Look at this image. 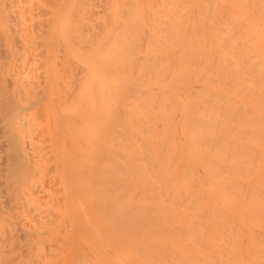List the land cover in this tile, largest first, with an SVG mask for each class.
I'll list each match as a JSON object with an SVG mask.
<instances>
[{"label":"bare ground","instance_id":"6f19581e","mask_svg":"<svg viewBox=\"0 0 264 264\" xmlns=\"http://www.w3.org/2000/svg\"><path fill=\"white\" fill-rule=\"evenodd\" d=\"M59 1L2 0L0 2L2 5L6 3L10 5L7 15L13 18V20L11 18L14 23L12 32L20 37L19 51L7 46L13 55L12 72L9 74L14 83L12 99L20 104L19 108L23 109V111L21 109L22 113L16 112L19 115L15 113L16 121L10 123L19 137L18 150L22 151L29 165L33 161L30 165V170L33 172L37 171L34 167V156L39 154L48 160L51 159L54 168L51 169L53 170L51 178L45 183L42 182V185L41 181L40 184H35L37 186L32 184L37 188L30 189L31 191L29 185H25L27 171H24L21 187L19 186L21 189L25 185L22 190L28 188L27 190L32 192L30 195L37 191L42 193L46 186L52 190L46 188L43 193L44 196L47 193L49 196L52 195L51 201L48 199V194L43 197L44 199L42 194L38 195V200L41 196L45 202L43 203L47 205L37 202L40 208H36L35 211L39 209L36 211L39 213L34 214L39 217L44 216L46 215L44 212L48 209L47 217L50 216L51 221L53 220V223L51 222L53 226L50 225V219L47 222V217L40 219L33 214L32 221L28 222L33 226L27 224L25 229L28 230L22 231L26 244L22 240V233H20L22 238L19 236L21 239L19 241L28 245L26 247L29 252L33 253L36 249L33 257L35 261L41 260L36 264L39 262H41L39 264H53V259L56 264H69L65 261L70 260L71 254L73 255L75 251L76 257L83 247L84 250L94 252L96 256L88 254L94 257V259L91 257V264H264V0H133V2L118 0L123 3L120 8L115 3L117 0H112V2L107 1V4L111 3L110 5L103 6L108 11L101 9L102 3L106 4V0H100V3L94 0L97 1L94 3V6L97 4L95 9L98 10V4H101L99 9L103 10L102 13L98 10L101 15L97 10L93 11L94 8L90 9V6L93 7L91 4L88 8L78 3L80 6L75 5L71 11L69 7H72L73 1L69 0L70 5L65 9L72 12L68 13L69 17L72 15V18H69L70 25H67V19L60 20L62 24L66 23L70 26L68 32L64 29L66 25L58 27L59 16L58 12L55 13L60 6H64L61 5L63 2L65 6L68 5V0L67 2L63 0L62 3ZM145 3L148 6H145ZM111 5L116 7L115 11L110 8ZM132 6H135L134 9ZM129 7L132 9L130 10ZM77 8L81 10L78 9L77 12ZM87 10L90 12V20L91 16L95 18L91 21L88 18L89 22L94 21L98 25L96 32L95 25H89L86 17L83 18V15H86L83 12ZM2 11L5 10L0 7V13ZM79 11L82 12L80 16L84 21L78 20ZM73 12L76 13V17ZM73 18H77V21H72ZM53 19L58 25L52 23ZM72 22L78 23V26L76 25L78 29L75 34L71 33L74 34L72 36L74 40H70L72 43L65 40L66 43L69 42V46L66 47L63 45V39L68 37L71 39V25H74ZM84 24L86 28L90 27V32H88L89 27L86 29L89 35L84 34ZM79 25L83 28L80 31ZM92 27H95L94 30ZM61 28L67 33L59 31ZM100 29L104 30V32L100 31L101 34H99ZM64 33L66 37H62L64 35L61 34ZM90 33L92 37L97 34L101 36L93 40L94 37L92 38ZM143 35H147L146 38ZM137 37L142 38L137 39ZM88 38L92 46L90 41L87 42ZM129 38L131 45L128 46L129 42L126 43V39ZM133 38L134 43L138 40L137 48L140 46L143 51L139 48L134 50L136 46L132 44ZM54 40L56 43L51 45ZM80 42L81 45H78ZM73 44L83 49L76 50ZM70 45V49H74L73 52L76 50L72 54L74 57L77 56V60L79 58L78 62H81L78 55L83 53V50L84 55L90 54L89 59L87 56H82L85 59L82 58L83 66L79 63L78 73V62L75 64L76 60H73L72 54L68 55ZM109 46L110 59L116 58L111 59L109 63L108 60L99 61L100 54L107 53L106 47ZM57 48L58 51L55 52ZM118 54L119 56H116ZM120 56L123 57L121 58L123 62L118 60ZM69 57L72 58L73 63ZM105 57L109 56L105 55ZM86 58L89 62L92 60L88 65L93 66L99 62L94 70L95 75L92 71L93 67L86 64ZM124 60L127 61L126 64ZM113 62H116L115 66ZM117 62L121 67L117 66L119 65ZM66 63H70L71 67ZM86 66L90 67L91 76H88L90 72L87 71ZM74 67L76 76L71 70L73 68L74 71ZM66 71L69 74L66 75ZM78 75L80 76L77 81L75 77L77 78ZM92 75L95 77L94 80ZM81 77H84L83 81ZM115 77L116 80L119 77V80H114L113 84L111 80ZM87 78L91 83L87 82ZM79 81L83 82V87L80 86ZM74 82L76 86L73 87L75 88L73 91L71 87ZM82 88L85 90L83 91ZM93 88L96 89H94L95 94L91 92ZM79 89V94L82 93L81 98L78 95L79 91L77 92ZM122 93L129 95L126 98L121 97ZM116 94L120 98H114ZM130 94L136 97L130 98L129 96H132ZM72 96L75 102L70 101L73 108L69 102ZM95 97H98L97 101ZM109 97L112 100H109ZM107 98L109 101L105 103ZM125 100L128 102L129 110L127 106L123 107L125 104H122L118 107L120 108L118 113L117 105ZM81 101L85 105L88 104L86 110L89 113L85 110V105L83 107L80 105L83 103ZM112 102L115 104L114 108L111 107ZM76 104H79L78 108L75 107ZM108 105V112L103 111L107 110L105 107ZM26 109L29 110L24 113ZM71 109L76 111L72 114H76L77 118L69 114ZM111 109L113 110L110 111ZM123 111L121 115L120 112ZM112 112L117 113L115 119L102 117L104 120L102 124L100 117L104 115L106 118L108 115H113ZM118 116L123 117L120 119ZM106 120H116L117 123ZM107 122L109 126L111 124L114 132H111L112 129L106 124ZM126 123L128 128L134 126L132 130L123 129ZM30 127L33 133L29 132ZM106 134L108 137L114 136L108 139ZM123 134L129 138L127 139ZM101 135L106 136L107 140L100 138ZM101 144L103 147L99 146ZM95 145L101 150L107 147L102 151L105 159L99 156L101 150L94 148ZM44 150L46 151L43 152ZM106 156L108 159L113 156V159L108 160ZM96 157L100 160V166L93 164V159L96 160ZM77 158L82 161H78ZM91 161L94 167L96 166L95 169L101 168L96 170H102L104 174L100 173L101 171L96 174V170L93 173V170L87 169L90 166L87 162L91 164ZM76 162H79L78 167ZM113 167L115 174L110 170ZM117 171L119 172L116 173ZM121 171L122 178L119 176ZM107 172H110L111 176H106ZM35 173L32 175H37ZM76 173L77 176H74ZM93 174L98 176L96 181L89 179V175ZM205 177L208 179H204ZM82 179L85 182L80 183ZM84 186L90 190L86 191ZM26 193L29 194L28 191ZM53 194L57 195L55 196L57 199L52 198ZM71 195L76 196L81 202L70 198ZM59 198L60 204L57 202ZM63 198H66L65 205ZM69 198L74 204L69 202ZM47 201L50 203L48 204ZM55 201L57 204H54ZM48 206L57 214L61 211L60 215L53 213ZM58 206L60 208L57 211ZM75 206L84 213L82 215L79 212L78 215L77 212V216L82 215V218L72 214L77 210ZM41 208L44 212L40 210ZM53 214L57 217L61 216L58 217V221ZM89 214H91L90 219L94 216L93 219L96 220L87 219L89 221L87 223L85 218ZM37 218L40 219L39 222ZM79 221L85 231L84 234L81 233L82 237L79 233L75 235L76 231L83 229H78ZM61 224H65L64 228L62 226L64 231H59L56 227L57 225L60 227ZM38 225L43 227L39 228ZM48 226L50 230L46 232ZM86 232L88 233L85 235ZM29 238L34 243L31 239L29 243ZM74 240L79 246L78 252L73 246L76 245ZM78 241L80 243L86 241L84 244L87 243L86 246L90 248H86ZM32 245L35 248L29 249ZM73 250L75 251L72 252ZM24 253L25 249L22 254ZM77 256V260L71 259L73 264H82L85 259L83 264L88 263L85 253ZM63 259L65 261L61 262Z\"/></svg>","mask_w":264,"mask_h":264},{"label":"rangeland","instance_id":"374dc122","mask_svg":"<svg viewBox=\"0 0 264 264\" xmlns=\"http://www.w3.org/2000/svg\"><path fill=\"white\" fill-rule=\"evenodd\" d=\"M2 1V0H1ZM0 1V2H1ZM62 1L63 0H60L59 2L60 3H62ZM66 2H67V0H65ZM71 1H73L72 2V7H69V0H68V5H66L65 6V3L63 4H61V5H64V6H60V9H57L58 11H55V13L56 12H58V16H59V20H58V18L56 17V19L59 21V23L61 24H59V28H60V26L61 27H64L65 25H66V23H67V25H70V19L72 18V15L69 17V15H68V13H70L71 11H72V8L74 7L75 8V5L77 6V5H79L78 3H81V5L83 4V7L84 6H89V4H91V5H93V7L92 6H90L91 8L90 9H92V8H94V9H92L93 11L94 10H97V9H95V7L97 6V4H96V6H94V3L95 2H97V1H95L94 2V0H93V4H92V0H86V1H83V0H71ZM70 1V2H71ZM74 1H75V4H74ZM103 1V0H102ZM107 1H111L112 2V0H106V4H105V2L104 3H102L103 5H101V4H98V10H99V12L101 11V9H105L104 7L105 6H107V5H110V4H107ZM121 1V0H120ZM123 1V0H122ZM132 2H133V0H131ZM131 1H129V4H131L130 2ZM124 2V1H123ZM128 2V1H127ZM97 3H100V0H98V2ZM115 3H117L118 4V7L120 8L122 5L121 4H123L122 2H118V0H117V2L115 1ZM143 3V2H142ZM148 3V2H147ZM1 4V3H0ZM67 4V3H66ZM113 4V3H112ZM128 4V5H129ZM2 5V4H1ZM0 5V7H1V9L2 10H5V11H2V13H0V87H1V89H0V264H36V262L37 261H41V260H37L36 259V261H35V258L33 257V254H34V251L36 250H34L33 251V253L30 251L29 252V250H28V248L26 247V246H28V245H25L26 244V240H25V236H24V232L26 231V230H28V228L27 229H25V226L27 225V224H29L31 221H32V219H31V217L33 216V214L34 213H36V211H38L39 209H37L36 211H35V209L36 208H38L39 207V203L41 202L42 204L41 205H43L45 202L41 199V196H39V200H38V195H43V193H44V191L46 190V188L47 189H49V187H47L46 186V188L44 187L45 186V184H44V186H42V187H44V191L42 192V193H38V191L37 192H33L34 194L33 195H30L31 193H30V189H33V188H35V186H37V185H35V184H38L40 181V183H41V185H42V182L43 183H45V182H47L48 180V178H51V175H52V173H53V170H51V169H54L53 167H52V165H53V161L51 160V159H46L44 156H42V154H39V155H37V156H34L35 154H33V156L35 157V159L33 158V156H31L32 157V159H34V161H35V166L34 167H36V169H37V171H38V173L40 174L39 176H41V177H39L38 176V173H37V171H36V173H35V170H34V172L32 171V170H30V165L31 164H33L32 162H31V164L29 165L27 162H26V160H25V157H24V155H23V153H22V151H20V150H18L19 148H18V142H19V137H18V134L13 130L14 129V127H12V125L10 124V123H13L14 121H16L15 119H16V115H19L18 113H20L21 112V109L22 108H19V106H20V104L19 103H16V102H14L13 101V99H12V94H13V86H14V83L11 81V78H10V76H9V74L12 72V64H11V61H12V58H13V55H12V53L9 51V49H7V46L9 45L11 48H13L15 51H19L20 50V37L19 36H17V35H14V33L12 32V28H13V25H14V23H13V21H11V16L10 15H7V11L9 12V7H10V5L9 4H4V5H2L1 6ZM60 5V4H59ZM100 5H101V9H99L100 8ZM115 5V4H114ZM120 5V6H119ZM127 5V6H128ZM142 5V4H141ZM141 5H139L140 7H141ZM57 7H58V3H57V5H56ZM80 6V5H79ZM78 6V7H79ZM104 6V7H103ZM113 5H111V7L110 8H112V10L114 9V11H115V6H113ZM143 6H144V4H143ZM143 6H142V8H143ZM145 6H148V4H146L145 3ZM144 6V7H145ZM54 7V6H53ZM67 7H69V9L71 10H69L68 11V9L66 10L65 8H67ZM83 7H82V11H83ZM87 7L85 8V10L87 9ZM103 7V8H102ZM133 7V6H132ZM132 7H129V9L131 10L132 9ZM135 7V6H134ZM134 7H133V9H134ZM89 8V7H88ZM97 8V7H96ZM110 8H109V10H110ZM122 8H124V7H122ZM55 9V8H54ZM78 9H80L81 10V8H77V12H78ZM89 9V10H90ZM126 9H127V7H126ZM136 9V8H135ZM98 10H97V13H99L98 12ZM102 10V11H103ZM105 10H107L108 11V9H105ZM102 11H101V13H102ZM107 11H104V12H107ZM11 12V11H10ZM75 12V11H74ZM74 12H73V15H75V17L77 16L76 15V13L74 14ZM87 12V13H86ZM103 12V13H104ZM110 12V11H109ZM131 13H132V11H130ZM72 13V12H71ZM80 13L82 14V12H80L79 11V15H78V20L79 19H81V21H84V19H82V17L80 16ZM88 14V16L90 15L89 13V11L87 10V11H84L83 12V14ZM97 13H96V15H97ZM115 13V12H114ZM114 13H113V15H112V17L114 16ZM130 13V14H131ZM3 14V15H2ZM10 14V13H9ZM93 15H94V12L92 13ZM100 14V13H99ZM108 14V13H107ZM2 15V16H1ZM7 17H6V16ZM86 15H83V18L84 17H86V19L88 20V18H89V20H90V16L88 17V16H86ZM101 15V14H100ZM8 16L10 17V18H8ZM52 16L53 17H55L53 14H52ZM98 16V15H97ZM81 17V18H80ZM2 18V19H1ZM9 20H8V19ZM70 18V19H69ZM91 20H94L95 18L94 17H92L91 16ZM64 19H67V22H66V20H65V24H62V21L64 20ZM69 19V20H68ZM12 20H13V18H12ZM60 20H62V21H60ZM86 20V22L88 23L89 22V20L87 21ZM90 20V21H91ZM53 21L54 22H52V23H56L55 21V19H53ZM72 21H74V22H76L77 21V18H73V20ZM80 21V20H79ZM69 22V23H68ZM74 22H72V23H74ZM51 23V24H52ZM64 23V22H63ZM71 23V24H72ZM86 23V24H87ZM57 25H58V22L56 23ZM53 25V24H52ZM57 25H56V29L58 28L57 27ZM63 25V26H62ZM66 25V27L64 28L65 30H67V32L70 30V26H67ZM74 25H75V27H74ZM74 25H71V29H72V31L70 32V37H71V39L69 38H67V39H63L64 41L66 40V41H70V40H74L73 38H72V36H74V32H76L77 30L76 29H78L77 28V26H78V23H74ZM77 25V26H76ZM82 25V24H81ZM81 25H79L80 27H79V31L80 30H82L83 28H82V26ZM89 25H91V26H94L95 25V27H96V29L94 30V28L95 27H92L93 28V30L96 32V30L98 29L97 27H98V25H96L95 23H94V21H92V22H89ZM53 26H55V25H53ZM52 26V27H53ZM84 26H85V24H84ZM73 27V28H72ZM89 27V26H88ZM87 27V28H88ZM68 28H69V30H68ZM86 26H85V30L83 29V31H84V34L86 33L87 34V31H86ZM6 30H8L9 32H7ZM59 30V29H58ZM57 30V31H58ZM62 30V28L59 30V31H61ZM65 30H62V31H64L65 32ZM90 30V27L88 28V32H90L89 31ZM92 30V29H91ZM83 31H81L82 32V35H83ZM86 31V32H85ZM104 32V30H99V34H101V32ZM123 32H124V30H122ZM25 32V31H24ZM67 32H65V33H67ZM81 32H80V36H81ZM95 32H94V34H95ZM65 33L64 34H61V35H64V36H62V37H66V35H65ZM71 33H74L73 35H71ZM78 33V32H77ZM98 33V32H97ZM57 34H60L59 32H57ZM55 35V34H54ZM78 35H79V33H78ZM87 35H89V33L87 34ZM90 35H91V37H92V34L90 33ZM104 35H106L105 33H104ZM136 35V34H135ZM56 36V35H55ZM60 36V35H59ZM97 36H101V35H96L95 37H97ZM134 36V35H133ZM136 36H139V34L138 35H136ZM144 36V35H143ZM142 36V37H143ZM147 36V35H146ZM146 36H144V38H146ZM62 37H60V38H62ZM94 37V36H93ZM92 37V38H93ZM95 37L93 38V40H95ZM125 38H127L128 36H124ZM131 37V36H130ZM142 37H137V39H140V38H142ZM55 38V37H54ZM53 38V39H54ZM76 38H77V36H76ZM85 38V37H84ZM83 37H82V39H84ZM86 38H87V36H86ZM124 38V39H125ZM89 39V40H88ZM87 39V42L88 41H90V38H88ZM97 39V38H96ZM100 39H101V37H100ZM135 39H136V37H135ZM86 40V39H85ZM92 40V41H93ZM122 40H123V38H122ZM121 40V41H122ZM129 40H131V38H129V39H126V43H127V41L129 42V43H127L128 44V46H129V44H130V41ZM134 38L132 39V44L134 45V46H136V48L134 49V50H136V49H141V47L140 46H138V48H137V41L135 40V43H134ZM64 41H63V45H65L66 47L67 46H69L68 44H69V42H67L66 43V41H65V44H64ZM77 39H76V43H77ZM99 41V40H98ZM142 41V40H141ZM140 41V42H141ZM71 42V41H70ZM74 42V41H73ZM83 42V41H82ZM52 43V42H51ZM56 42H55V40H54V43L53 44H51V45H54ZM72 43V42H71ZM92 43H94V42H92ZM99 43V42H98ZM125 43V42H124ZM139 43V42H138ZM83 44H84V42H83ZM96 44V43H95ZM122 44H123V42H122ZM141 44H143V41L141 42ZM72 45V44H71ZM71 45H70V47H68V49H70L71 48ZM74 45V44H73ZM78 45H81V42H80V44L78 43ZM76 46L75 47V45L73 46V47H75V49L76 50H82L83 48H77V47H79V46ZM85 46H86V44H84ZM90 45H91V41H90ZM131 45V44H130ZM140 45V44H139ZM64 46V47H65ZM89 46V44L87 45V47ZM92 46V45H91ZM125 46H126V44H125ZM134 46H133V48H134ZM143 46V45H142ZM54 47V46H53ZM83 47V46H82ZM86 47V48H87ZM144 47V46H143ZM61 48V47H60ZM94 48H96V45L94 46ZM62 49H64V48H62ZM106 49H107V53H104V55H103V53H102V51H100L101 53H102V55L100 54V52H99V54H100V57L102 58H100L99 57V61L100 60H102V62H105V60L107 61L108 60V63L110 62V60L111 59H115L116 57H111V59H110V54H109V52H110V46L109 47H106ZM106 49H104V50H106ZM110 49V50H109ZM119 49L121 50V46H119ZM53 50V49H52ZM55 50V49H54ZM74 50V49H73ZM73 50H71L70 49V51H69V53H68V55L70 54H72V53H75V51L73 52ZM92 50V48L90 49V51ZM97 50H99V49H97ZM123 50V49H122ZM142 50V49H141ZM58 51V48L56 49V51L55 52H57ZM72 51V52H71ZM87 51H88V49H87ZM87 51H86V53H87ZM89 51V53H91ZM125 51H126V49H125ZM125 51H124V53H125ZM139 51V50H138ZM143 51V50H142ZM141 51V52H142ZM66 52H68V50H66ZM79 52V51H78ZM78 52L76 53V54H78ZM82 52V51H81ZM80 52V53H81ZM97 52V51H96ZM105 52V51H104ZM79 53V54H80ZM85 53V54H86ZM124 53H123V55H124ZM131 53V52H130ZM139 53V52H138ZM137 53V54H138ZM82 54V55H81ZM80 55H78V56H80V59H81V62L79 61L78 62V60H79V58H78V60H77V56L76 57H74L73 56V54H72V56H73V60L75 61L76 60V62H75V64L78 62V64L79 63H81V65H82V62L84 61H82V58H84V57H86L87 55H84V50H83V53H81ZM94 55H95V51H94V53H93ZM92 54V55H93ZM98 54V55H99ZM120 54V53H119ZM119 54L118 55H116V56H119ZM121 54H122V51H121ZM135 55H136V51H135V53H134ZM140 54V53H139ZM138 54V55H139ZM65 55H66V53H65ZM90 55V54H89ZM88 55V56H89ZM94 55L92 56V57H94ZM105 55H107V56H109V57H105ZM112 55V54H111ZM82 56H84V57H82ZM88 56H87V58H88ZM66 57H67V55H66ZM125 57V56H124ZM127 57H128V55H127ZM136 57H137V55H136ZM68 58V57H67ZM87 58H86V64L88 65V63L90 64L91 62H92V60L89 62V60L87 61ZM90 58V57H89ZM88 58V59H89ZM107 58V59H106ZM121 58H123V57H121L120 56V59H118L119 61L121 60ZM69 59H70V57H69ZM85 59V58H84ZM116 59V61H118ZM71 60V62H72V58L70 59ZM126 60V59H125ZM124 60V61H125ZM73 61V62H74ZM72 62V63H73ZM121 62H123V60H121ZM126 62L127 61H125V64H126ZM98 64H99V62H97ZM93 64V66L92 65H88V66H90V67H93L92 68V71H93V74L94 73H96V72H94V70H95V68H96V66L98 65V64ZM101 63V62H100ZM116 63V62H115ZM114 62L112 63V64H114L113 66H115L116 64H115ZM117 63H119V62H117ZM66 64H68L69 65V67H71V65H70V63H66ZM95 65V66H94ZM105 65V64H104ZM120 65V66H119ZM119 65H117L118 67H121V64L119 63ZM72 66H73V64H72ZM83 66V65H82ZM88 66H86V68H88ZM123 66V65H122ZM89 67V68H90ZM102 67V66H101ZM125 67H126V65H125ZM77 68H79L78 70H77V73L79 72V70H80V64H79V66L77 67ZM87 69V71L88 72H90V73H88V76L91 74V71H90V69ZM68 69V67L66 66V70ZM74 69H75V67H74ZM82 69H83V67H82ZM71 70H72V72H73V74H74V72H76V69L73 71V68H71ZM69 72H70V70H69ZM69 72L67 73V71H66V75L67 74H69ZM84 72V71H83ZM83 72H82V75H83ZM86 72V71H85ZM127 72H128V69H127ZM86 75H87V73H85ZM126 74H128V73H126ZM126 74H125V76H126ZM80 75H81V73H80ZM80 75H78L77 76V78L75 77V79H77V81L79 80V76ZM95 75V74H94ZM94 75H92L93 76V79L92 80H94ZM73 76V75H72ZM74 76H76V73L74 74ZM91 76V75H90ZM82 78V81H83V78L84 77H81ZM92 78V77H91ZM122 79V78H121ZM120 79V80H121ZM85 80H86V78H85ZM114 80H116V77L113 79V80H111V82H113V84L115 83L114 82ZM117 80H119V77H117ZM116 80V81H117ZM77 81H75L76 83H77ZM73 82V81H72ZM71 82V83H72ZM74 82V83H75ZM80 82V86H82V84H83V82H81V81H79ZM87 82L88 83H91V82H89L88 81V78H87ZM73 83V85H72V89H73V87H75L76 86V83L74 84ZM110 83V82H109ZM108 83V84H109ZM117 83V82H116ZM85 84V83H84ZM70 85V84H69ZM92 85H93V83H92ZM67 86V85H66ZM78 87H79V85H77ZM69 87V86H68ZM67 87V88H68ZM83 87V86H82ZM88 87V86H87ZM89 87H90V85H89ZM88 87V88H89ZM70 88V89H71ZM91 88V90H92V87H90ZM75 89V88H74ZM74 89H73V91H74ZM94 89L95 88H93V91H91V92H94ZM82 90L84 91L85 89H83L82 88ZM96 90V89H95ZM79 91V92H78ZM77 92H78V95H80V98L82 97L81 95H82V93L81 94H79L80 93V89L79 90H77ZM97 92V91H96ZM74 93L72 92V95H73ZM94 94H95V92H94ZM114 94V93H113ZM123 94V95H122ZM122 94H120V96L121 97H125L126 98V96H128L129 94H127V95H125V93H122ZM76 95H77V93H76ZM77 95V96H78ZM89 95H90V92H89ZM96 95H97V93H96ZM117 95V94H116ZM114 96V98H120V96L119 95H117V96ZM130 95H132V94H130ZM74 96V95H73ZM73 96H72V98L69 100V102L70 101H72L73 100ZM91 96V95H90ZM134 96L135 95H132V96H129L130 98H134ZM94 97V96H93ZM136 97V96H135ZM98 98V97H97ZM97 98L95 97V99H96V101H97ZM110 99L109 100H112L111 99V97H109ZM113 98V97H112ZM78 100H79V97H78ZM107 100H108V98L106 99V101H105V103L107 102ZM108 100V101H109ZM121 100H123L124 101V99H121ZM127 100V99H126ZM125 100V102H121L120 103V101H119V105H117V110H118V113H119V109L120 108H118L119 106L121 107V105L122 104H125V106H123V107H126L127 106V108L129 107L128 106V102ZM134 100V99H133ZM115 101V100H114ZM73 102H74V100H73ZM83 101H81V103H82ZM98 102H99V100H98ZM116 102H117V100H116ZM75 103V102H74ZM78 103H79V101H78ZM104 102H103V105L105 104ZM114 102H112V105L113 106H111V107H115L114 105L115 104H113ZM109 104V103H108ZM118 104V103H117ZM66 105H68V102L66 103ZM65 105V106H66ZM70 105H71V102H70ZM79 104H76L75 105V107H77ZM80 105H82V107H83V105H85V103L83 102L82 104H80ZM86 105H88V104H86ZM86 105H85V110L87 109L88 110V106L86 107ZM110 105H111V102H110ZM72 106V108H73V105H71ZM67 107V106H66ZM65 107V108H66ZM110 107V108H111ZM122 107V108H123ZM4 108V109H3ZM20 110H19V109ZM78 108V107H77ZM76 108V109H77ZM80 108V107H79ZM106 109L107 108H109V105H108V107H105ZM121 108V109H122ZM25 109V108H24ZM124 109V108H123ZM28 110L29 109H26L25 111H24V113L27 111L28 112ZM69 110V109H68ZM72 110V109H71ZM69 111V114H72V112H76L74 109V111L72 110V111ZM78 110H80V109H78ZM86 110V111H87ZM108 110L109 109H107V110H103V111H107L108 112ZM113 109H111L110 111H112ZM116 110V111H117ZM128 110H129V108H128ZM22 111H23V109H22ZM102 111V112H103ZM126 111V110H125ZM16 112H18V113H16ZM66 112H68L67 111V108H66ZM85 112V111H84ZM128 112V111H127ZM127 112H125V114H127ZM15 113H16V115H15ZM22 113V112H21ZM79 113H81V111L79 112ZM78 112H77V114H79ZM87 113H89V111H87ZM104 113V112H103ZM116 113V112H115ZM113 114V112H112V114L114 115H106L107 117L105 118V116L104 115H102L100 118H101V122H102V124H103V122H104V120L103 119H112V120H114L115 119V115L117 114ZM124 113V111L121 113L120 112V114L122 115ZM119 114V115H120ZM23 115V114H22ZM26 115V114H25ZM24 115V116H25ZM67 115V114H66ZM73 116L75 115L76 117L75 118H77V115L76 114H72ZM14 116H15V119H14ZM20 116H21V114H20ZM19 116V117H20ZM27 116V115H26ZM25 116V117H26ZM71 116V115H70ZM73 116H72V118H73ZM79 116V115H78ZM82 116V115H81ZM85 116V115H84ZM111 116H113V117H111ZM124 116V115H123ZM123 116H121V117H123ZM22 117V116H21ZM67 117H68V115H67ZM102 117H104L103 119H102ZM119 117V116H118ZM121 117H119L120 119H121ZM75 118H74V121H75ZM118 119V118H117ZM116 119V120H117ZM68 120V119H67ZM103 120V121H102ZM108 121V120H106V121H108V122H112V123H117V122H115V121ZM119 120V119H118ZM117 120V121H118ZM13 121V122H12ZM73 121V120H72ZM76 121H77V119H76ZM119 121H121V120H119ZM123 121V120H122ZM121 121V122H122ZM68 122V121H67ZM108 122L106 123L108 126H109V124H108ZM125 122L126 121H124V124H125ZM101 124V125H102ZM123 124V123H122ZM121 124V125H122ZM10 125H11V127H10ZM74 125V124H73ZM115 125V124H114ZM118 125V124H117ZM14 126V125H13ZM116 126V125H115ZM27 128H28V126H26ZM109 127H111V124H110V126ZM118 127V126H117ZM116 127V128H117ZM127 127V128H126ZM126 127L124 126L123 127V129L125 128V129H131V128H133V127H131V128H128V125H127V123H126ZM138 128V127H137ZM136 128V129H137ZM108 129V128H107ZM106 129V130H107ZM111 129H112V131H111ZM111 129H109V132L111 131V132H114L113 130V127H111ZM124 129V130H125ZM139 129V128H138ZM138 129H137V131H138ZM132 130V129H131ZM134 130V129H133ZM31 131V132H30ZM29 132L30 133H33L32 132V130H31V127H30V130H29ZM130 132V131H129ZM125 133L126 134H128L126 131H125ZM104 134V133H103ZM108 134V133H107ZM106 134V136L108 137V135ZM126 134H123L124 136L126 135ZM76 135V134H75ZM105 135V134H104ZM104 135H101V136H99L100 138H105V140H107V138H106V136H104ZM113 135V134H112ZM70 136V135H69ZM111 136V135H110ZM108 137V139L109 138H113V136L112 137ZM68 136L66 135L65 136V138H67ZM65 138H64V142H65ZM125 138V137H124ZM126 138H127V135H126ZM129 138V137H128ZM127 138V139H128ZM99 139V138H98ZM110 139V140H111ZM68 140V138L66 139V141ZM102 140H104V139H102ZM135 140V139H134ZM81 141V140H80ZM100 142H101V140H99ZM126 141V140H125ZM129 141V140H128ZM83 142V141H82ZM108 142V141H107ZM67 144H68V141L66 142ZM99 143V142H98ZM70 144V143H69ZM79 144H81V143H79ZM84 143H82V145H83ZM97 144V143H96ZM103 144V143H102ZM102 144L101 145H99L100 147L102 146ZM105 144V143H104ZM109 144V143H108ZM107 144V145H108ZM80 146V145H79ZM78 146V147H79ZM78 147H77V149H78ZM81 147V146H80ZM79 147V148H80ZM96 147V145L94 146V148ZM103 147V146H102ZM110 147V146H109ZM108 147V148H109ZM93 148V147H92ZM92 148L90 149V150H92ZM97 148V147H96ZM38 150H39V148H37ZM97 149H99L98 151H100L101 149L100 148H97ZM103 149V148H102ZM106 149H107V147H106ZM105 148L103 149V150H106ZM36 150V149H35ZM87 150H89V149H87ZM103 150H101V154L99 155V156H101V157H103L102 155V151ZM109 150V149H108ZM40 151H42V150H40ZM46 150H44L43 152H45ZM74 151V150H73ZM77 152V151H76ZM105 152V151H104ZM38 153H39V151H38ZM41 153V152H40ZM78 153H76V157H78V155H77ZM108 154H109V151H108ZM44 155V154H43ZM98 156V158L99 159H101L100 157ZM108 156V155H107ZM106 156V157H107ZM109 156H111L110 154H109ZM105 157V156H104ZM103 157V158H104ZM102 158V159H103ZM113 159V156L112 157H110L109 159L110 160H112ZM78 159V161H82V159L80 160V158H77ZM77 159H76V161H77ZM105 159V158H104ZM107 159H108V157H107ZM108 159V160H109ZM98 161V163H96L97 161ZM96 160L95 159H93V164L94 165H96V164H98L97 166H100L99 165V161L100 160H98L97 159V157H96ZM122 160V159H121ZM74 161V160H73ZM73 161H71V162H73ZM101 162H102V164H103V160H101ZM108 162V161H107ZM115 162V161H114ZM121 162V161H120ZM123 162V161H122ZM69 163H70V161H69ZM68 163V164H69ZM73 163H75V162H73ZM73 163H72V165H73ZM79 162H76V166L78 167V164ZM88 163V165H90L89 167H88V165H86V167H88L87 169H89L90 171L91 170H93V173H95V172H97L96 174H98V172H100V173H102L103 171L102 170H96V169H98V168H96L95 169V167H94V165L92 164V161H91V164H90V162H87ZM78 164V165H77ZM101 164V165H102ZM104 164H105V162H104ZM70 165H71V163H70ZM75 165V164H74ZM93 166V167H92ZM31 167H33V165L31 166ZM52 167V168H51ZM77 167H75V168H77ZM91 167V168H90ZM72 168H74L73 166H72ZM32 169V168H31ZM86 169V170H87ZM99 169H101V168H99ZM112 169H115L114 167L113 168H110V170L111 171H113V172H111V173H113V174H115V170H112ZM94 170H96L95 172H94ZM117 170V169H116ZM24 171H27V174H26V176H25V179H24V182H25V185L26 186H28L29 187V190H27L28 188H26V189H24V191L22 190L23 189V187H25V185H24V183H22V185H24L21 189H20V187H21V182H22V175H23V172ZM84 171V170H83ZM31 172H33V173H35V174H37V175H35V176H33L32 174L33 173H31ZM76 172H77V169H76ZM86 173H87V171H85ZM109 172V173H110ZM119 171H117L116 173H118ZM74 173V172H73ZM99 173V174H100ZM108 172L107 173H105V175L107 176L108 175V177L109 176H111V174H109ZM90 174H92V172L90 173ZM103 174H104V172H103ZM112 174V175H113ZM120 174V175H119ZM118 175L119 176H121V174H122V171L119 173ZM86 175V174H85ZM87 175H88V173H87ZM86 175V176H87ZM93 175L95 176V178H93ZM92 176H90L89 175V179H93V180H95L96 181V177H98V176H96L95 174H93ZM74 176H77V173H76V175H74ZM100 176H102V175H100ZM206 176V175H205ZM39 177V178H38ZM123 177V175L121 176V178ZM85 178V177H84ZM102 178V177H101ZM106 178V177H105ZM91 179V180H92ZM104 179V178H103ZM204 179H208V177H205ZM47 180V181H46ZM83 180V179H82ZM100 179L98 178V181H99ZM81 181V180H80ZM94 181V182H95ZM27 182H29L28 184H27ZM82 182H85V180H83V181H81L80 183H82ZM30 183H31V185H30ZM39 183V184H40ZM99 183V182H98ZM32 184H34V185H32ZM86 183H84V185H85ZM176 184V183H175ZM41 185H39V186H41ZM46 185H47V183H46ZM66 185V184H65ZM20 186V187H19ZM34 186V187H33ZM32 187V188H31ZM82 187V186H81ZM80 187V188H81ZM85 188H86V186H84ZM83 187V188H84ZM37 188V187H36ZM35 188V189H36ZM79 188V189H80ZM34 189V190H35ZM39 189H41V188H39ZM78 189V190H79ZM82 189V188H81ZM81 189H80V193H81ZM29 192V194L28 193H26L27 191ZM43 190V189H42ZM41 190V191H42ZM49 190H51V189H49ZM77 190V189H76ZM77 190V191H78ZM84 190V189H83ZM82 190V191H83ZM88 190H90V189H87L86 188V191H88ZM41 191H39V192H41ZM48 191V190H47ZM52 191V190H51ZM55 192V191H54ZM55 193H57V192H55ZM79 193V194H80ZM83 193H85V192H83ZM88 192H86V195H88L87 194ZM48 194V196H49V193H47ZM47 194L45 195V196H47ZM79 194H75V195H79ZM57 195L60 197V198H62V196H60V194L59 193H57ZM57 195H55L56 197H57ZM72 195H74V194H72ZM72 195L70 196V198H73V199H76L77 197L75 196V197H72ZM84 195V194H83ZM82 195V196H83ZM44 195L42 196V198L43 197H45ZM50 196H52V195H50ZM50 196L48 197V199L51 201V198H50ZM54 196V194H53V199L54 198H56ZM80 196H81V194H80ZM79 197V196H78ZM84 197V196H83ZM83 197H80V198H83ZM86 197V196H85ZM47 198V197H46ZM46 198H45V200H46ZM60 198H59V201H57L58 202V204H60ZM69 198V202H72L71 201V199ZM44 199V198H43ZM57 199V198H56ZM88 199V198H87ZM40 200H42V201H40ZM63 200V205H65L64 203L66 202V198H63L62 199ZM83 200V199H82ZM86 200V199H85ZM85 200H83V201H85ZM50 201L48 202V204L50 203ZM52 201H54V200H52ZM75 201V200H74ZM76 201H79V199L77 200L76 199ZM87 201V200H86ZM37 202H39L38 204H37ZM44 202V203H43ZM79 202H81V201H79ZM61 203H62V201H61ZM73 204H74V202H72ZM51 204H53V203H51ZM50 204V205H51ZM54 204H57L56 203V201L54 202ZM71 204V203H70ZM40 205V206H41ZM44 205H47V204H44ZM49 205V206H50ZM48 206V207H49ZM52 206H54L55 207V205H52ZM51 206V207H52ZM61 206H62V204H61ZM53 207V208H54ZM73 207V206H72ZM76 207V209H77V206H75ZM40 208V207H39ZM60 207L58 206V208H57V211H58V209H59ZM71 208V207H70ZM43 209L45 210V208L43 207ZM63 209V208H62ZM61 209V210H62ZM71 209H73V208H71ZM75 209V208H74ZM73 209V210H74ZM40 210H42V208L40 209ZM49 210H52V209H50V207H49ZM72 210V211H73ZM78 210V209H77ZM76 210V212L74 211V213H72L71 211V213L72 214H74V216H77V212H78V215H79V212L83 215L84 213H82L81 211H77ZM43 211V210H42ZM48 211V209L46 210V212ZM60 211V210H59ZM44 212V211H43ZM46 212H44L46 215H44L45 217H47V213ZM50 212L51 211H49V214H50ZM52 212H53V210H52ZM61 212V211H60ZM60 212H58V214H57V212L56 211H54L53 213H56L57 215H60L59 213ZM37 213H39V212H37ZM36 213V214H37ZM64 213V212H63ZM62 213V214H63ZM89 213V212H88ZM91 213V212H90ZM42 214V213H41ZM41 214H39V215H41ZM55 214V215H56ZM65 214V213H64ZM92 214V213H91ZM91 214H89V216H86L87 218H85L86 220L85 221H88V220H91V219H93L94 218V216H93V218H91L90 219V215ZM35 215V214H34ZM54 215V214H53ZM53 215H52V217H53ZM55 215H54V217H55ZM57 215H56V217H57ZM81 215V216H82ZM36 216V215H35ZM44 216H36V217H39L40 219H43V218H45ZM73 216V217H74ZM80 216V217H81ZM84 216V217H85ZM41 217H43V218H41ZM58 217H61V216H58ZM58 217H57V221H58ZM78 217V216H77ZM77 217H74V218H77ZM80 217H78V218H80ZM83 217V216H82ZM81 217V218H82ZM33 218V217H32ZM35 218V217H34ZM48 218V217H47ZM31 219V220H30ZM38 219V218H37ZM40 219H38V221L37 222H39V220ZM50 219V216H49V218L47 219V222H48V220ZM53 219V218H52ZM62 219H63V217H62ZM88 219V220H87ZM35 220H36V218H35ZM35 220H34V222H35ZM45 220V219H44ZM54 220H56V219H54ZM64 220V219H63ZM62 220V221H63ZM76 220V219H75ZM94 220H96V219H93V221ZM30 221V222H29ZM46 221V220H45ZM53 221V220H52ZM51 219H50V225H52L51 224ZM85 221H84V223H85ZM29 222V223H28ZM55 222V221H54ZM60 222V221H59ZM59 222H58V225H59ZM91 222V221H90ZM45 223V222H44ZM53 223V222H52ZM87 223H89V221L87 222ZM38 224H40V223H38ZM79 224L80 225H78V229H80V228H83V229H81V230H78V231H76V234L75 235H78V233L79 234H81V233H83V232H85L84 231V227H83V224L79 221ZM92 224V223H91ZM30 225H32V223L31 224H29V226ZM34 225H37V223L35 224L34 223ZM41 225H43V222L41 221ZM54 225H56V224H54ZM58 225L56 226L57 228H59L58 230L60 231V230H62L64 227H65V224H61V226L60 227H58ZM33 226V225H32ZM45 226V225H44ZM53 226V225H52ZM62 226H63V228H62ZM27 227V226H26ZM38 227L40 228V227H43V226H40V225H38ZM37 227V228H38ZM49 227V226H48ZM55 227V228H56ZM45 228V227H44ZM52 228V227H51ZM25 230V231H24ZM37 230V229H36ZM47 230H50V227L49 228H46V232H47ZM57 230V231H58ZM22 231H24V232H22ZM51 231L53 232V228L51 229ZM51 231H49L50 233H51ZM55 231H56V229H55ZM59 231H58V234H59ZM62 231H64V230H62ZM62 231H61V233H62ZM28 232V231H27ZM26 232V233H27ZM45 232V233H46ZM48 232V233H49ZM20 233H22V235H23V238L21 237L22 235L20 234ZM47 233V234H48ZM60 233V235H62ZM88 232H86L85 233V235L87 234ZM53 234V233H52ZM84 234V233H83ZM92 234H94V233H92ZM27 235V234H26ZM49 235H51V234H49ZM49 235H48V237H49ZM55 235V234H54ZM95 235V234H94ZM94 235H91L90 234V236L91 237H94ZM19 236H20V238H22V240L25 242V244H24V242L23 241H19ZM45 236H47V235H45ZM63 236V235H62ZM80 236V235H79ZM47 237V238H48ZM51 237V236H50ZM77 237V236H76ZM80 237H82V234H81V236ZM83 237H85V236H83ZM32 239L34 238V237H31ZM31 238H29V243H30V239ZM86 238V237H85ZM26 239H27V237H26ZM31 239V240H32ZM49 239V238H48ZM77 238H75V240H76ZM81 239V238H80ZM80 239H78V240H80ZM84 239V238H83ZM21 240V239H20ZM75 240H74V243H76V245L75 244H73V246H74V248H75V250H77V247H78V250H79V246L77 245V242H75ZM85 240V239H84ZM77 241V240H76ZM81 241H83V240H81ZM32 242H33V240H32ZM31 242V244H33ZM79 243H80V241H78ZM86 242V241H85ZM84 242V243H85ZM82 243V244H81ZM80 244L81 245H83L84 243L83 242H81ZM87 244V243H86ZM86 244H84V246L86 247V248H90V246L89 247H87L88 246V244H87V246H86ZM30 245V244H29ZM35 245V244H34ZM34 245H32V246H29V249H30V247H31V249H34L35 248V246ZM37 246H38V244H36ZM34 246V247H33ZM37 246H36V248H37ZM33 247V248H32ZM39 247V246H38ZM80 247H82V246H80ZM92 247V246H91ZM22 248H23V250H22ZM40 248V247H39ZM74 248H72V249H74ZM24 249H25V253L24 254H22L23 253V251H24ZM82 249V251L81 250H79L80 252H78V250H77V252H78V254H80V253H85V255L87 256L86 258L88 259V261H86V262H88L87 264H91V260H92V258L94 259V257H96L95 256V254H94V252H90L91 250H84L85 248L83 247V248H81ZM94 249V248H93ZM75 250H73L72 252H74ZM95 250V249H94ZM97 250V249H96ZM71 252V253H72ZM76 252V251H75ZM73 253V255L71 254V256H72V258H71V256H69L68 255V257L69 258H71V259H74V261L75 260H77L78 258H76V257H78L77 255H76V257L74 256L76 253ZM31 253H32V255H31ZM92 254L91 256L90 255H88V254ZM75 257V258H74ZM80 257H81V255H80ZM79 257V258H80ZM83 257V256H82ZM90 257V258H89ZM92 257V258H91ZM68 258V259H69ZM83 258H85V257H83ZM39 259V258H38ZM67 260V261H65L64 259H63V261H61V262H68L69 264H71L72 263V260ZM80 260H82V259H80ZM79 260V261H80ZM86 260V259H85ZM85 260H84V262H85ZM54 263L53 264H56V262H55V260L53 259L52 260ZM73 261V262H74ZM165 261V260H164ZM71 262V263H70ZM80 262H82V261H80ZM79 262V263H80ZM84 262H82V264L84 263ZM163 262V261H162ZM161 262V263H162ZM39 263H41V262H39ZM38 263V264H39ZM76 263H78V261L76 262ZM67 264V263H66ZM73 264V263H72ZM75 264V263H74Z\"/></svg>","mask_w":264,"mask_h":264}]
</instances>
